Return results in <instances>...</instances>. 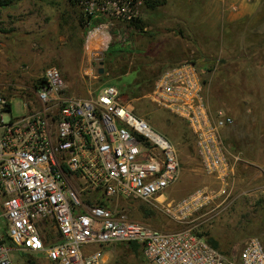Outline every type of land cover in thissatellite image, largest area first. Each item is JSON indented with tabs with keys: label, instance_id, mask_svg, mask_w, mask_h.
Segmentation results:
<instances>
[{
	"label": "built area",
	"instance_id": "built-area-1",
	"mask_svg": "<svg viewBox=\"0 0 264 264\" xmlns=\"http://www.w3.org/2000/svg\"><path fill=\"white\" fill-rule=\"evenodd\" d=\"M141 4L79 2L93 21L127 23L140 18ZM107 27L96 28L87 43ZM203 75L193 62L176 64L163 71L149 95L153 104L187 124L203 172L213 183L178 201L166 199L180 178L175 147L134 114L118 88L78 97L60 70L49 66L41 83L18 95L24 113L9 122L4 113L12 112V99L0 95V219L6 221L0 224V264H15L13 252L40 253L54 264H104L103 247L129 243L142 247L149 264H264L258 237L246 240L233 260L195 226L166 232L100 204L117 198L157 201L183 224L204 210L208 215L225 202L227 207L240 160L230 162L222 132L234 118L210 107Z\"/></svg>",
	"mask_w": 264,
	"mask_h": 264
},
{
	"label": "rangeland",
	"instance_id": "rangeland-1",
	"mask_svg": "<svg viewBox=\"0 0 264 264\" xmlns=\"http://www.w3.org/2000/svg\"><path fill=\"white\" fill-rule=\"evenodd\" d=\"M215 1L167 0L156 9L143 3L139 8L143 32L110 18L107 24L100 18L94 20L99 22L97 26L91 21L82 27L84 10L75 0H24L0 9V95L12 99V112L4 113V120L9 122L24 113V99L18 95L31 90L47 67L56 66L75 96L88 98L103 87L118 88L134 114L173 144L181 165L174 187V193L180 195L176 201L201 186L212 185L187 124L153 104L149 95L166 68L190 61L204 72L206 97L213 110L242 111L250 102L251 112H264V69L256 68L264 61V22L248 21L244 28L235 26L228 35L226 23L215 20ZM100 25L108 26L106 31L87 43ZM239 122L234 118L227 139L236 140L237 147L248 154L252 146L247 142L256 140L264 149V131L248 134ZM223 134L233 155L226 130ZM243 176L250 179L253 174ZM263 187L264 177L248 182L237 174L227 207L225 202L202 219L191 217V224L175 220L157 201L117 198L109 205L118 214L166 232L195 226L196 232L218 241L225 256L237 260L246 240L258 237L264 243ZM5 223L1 218L0 224ZM103 251L104 264H149L143 251L135 253L127 244L106 246ZM12 256L15 264H54L40 253L13 252Z\"/></svg>",
	"mask_w": 264,
	"mask_h": 264
},
{
	"label": "crops",
	"instance_id": "crops-1",
	"mask_svg": "<svg viewBox=\"0 0 264 264\" xmlns=\"http://www.w3.org/2000/svg\"><path fill=\"white\" fill-rule=\"evenodd\" d=\"M261 2L262 0H253L252 2H247L246 0H216L215 1V20L218 21L220 19L221 21H224L226 23V31L229 34L232 33V28L231 26L242 21L245 19H248V21L253 20L256 16L259 15V12L261 11ZM209 4V2H208ZM234 5L238 6V11H233L232 7ZM206 6H208L206 4ZM220 7V9H219ZM221 12V14L219 13ZM209 14L212 15V12H208ZM108 18H103L100 20L101 22H104L103 24H107ZM247 21V22H248ZM101 26V25H100ZM104 26V25H102ZM256 48H259L256 47ZM255 50V47L253 48ZM56 67V66H54ZM256 68L259 69H264V61L259 62L256 64ZM251 99V98H247ZM245 99L244 101H248ZM251 104L248 102L247 105L243 108V110L239 111H234V112H226L229 116L236 118L237 120H240V126L243 127V130L246 131V133H261L264 131V112H251L250 108ZM226 139H227V134L230 131V128H226ZM223 130L222 134L225 132ZM224 136V134H223ZM247 137V135H245ZM228 140V139H227ZM229 141V140H228ZM229 146L232 147L233 150V155L229 153V159L230 162L233 163V159L239 158V163L237 164L236 167V178L237 179V174L243 178V180H247L250 182L251 180H254L257 177H264V149H260L261 146L259 145L258 141L254 140L253 142H250L248 144L249 147L252 146V150L250 154L247 152L245 149H242L241 147H237V141L236 140H230ZM254 151V152H253ZM243 174H249L252 175L253 177L248 179L247 177L243 176ZM180 179V178H179ZM177 183V182H176ZM175 183V184H176ZM171 186L169 188V194L167 192V195L171 197V200L166 198L168 201H175V199L180 196L179 194L174 193V187ZM235 185V184H234ZM180 200V199H179ZM208 210H204L201 214L196 215L195 219L199 220L202 219V217H205L207 215ZM198 225H196L197 227Z\"/></svg>",
	"mask_w": 264,
	"mask_h": 264
},
{
	"label": "trees",
	"instance_id": "trees-1",
	"mask_svg": "<svg viewBox=\"0 0 264 264\" xmlns=\"http://www.w3.org/2000/svg\"><path fill=\"white\" fill-rule=\"evenodd\" d=\"M22 1H24V0H0V9L2 10V9H7V8H10V7H13V6L17 5L18 3L22 2ZM40 1H45V0H40ZM75 2H76L77 4H79L80 0H75ZM143 3H144V5H145V7H147L148 9H156V8H158V7H160V6L166 5L167 0H143ZM91 21L94 22V25H95V26H97V25L99 24V22H95V21H93V19H92L91 17H87L84 13H83L82 17L80 18V23H81L82 27H86L87 25L90 24ZM247 21H248V19L242 20V21H240V22H238V23L232 25L231 27L233 28V27L237 26V27L241 30L242 28L245 27V25L247 24ZM253 21H257V23H263V22H264V3H263L262 10L259 12V15L256 16V17L253 19ZM129 24L132 25L133 27H135L136 29L142 31V32H143V30H144V24H143L141 18H139L138 20H136V21H134V22H132V23H129ZM227 34H228V33H227ZM41 82H42V80L39 79V80L34 84V86H36L37 84H39V83H41ZM263 201H264V199H262L261 203H262ZM259 202H260V201H259ZM87 203H90V201L87 202ZM100 204H102L103 206H107V207L111 208L110 205H109V203L101 202ZM111 209H112V208H111ZM142 210H144V211L146 212L145 208H142ZM146 213H147V212H146ZM182 230H183V229H182ZM179 231H180V230H179ZM197 233H198V232H197ZM199 234H200V235H204V236H206L207 239H208V242H209L214 248H216L217 250H219V242H218V241H216L215 239L209 238L207 234H201V233H199ZM261 241H262V240H261ZM263 244H264V243H263ZM127 245H128V246L131 248V250H132L133 252H135V253H138V254H139V252L142 251V247H141L139 244H137V243H129V244H127ZM102 249H103V248H102ZM219 251H220V250H219ZM220 252H221V251H220ZM221 253H222V252H221ZM222 254H223V253H222ZM223 255H224V254H223ZM233 258H234L233 260H235V257H233ZM231 259H232V258H231Z\"/></svg>",
	"mask_w": 264,
	"mask_h": 264
},
{
	"label": "water",
	"instance_id": "water-1",
	"mask_svg": "<svg viewBox=\"0 0 264 264\" xmlns=\"http://www.w3.org/2000/svg\"><path fill=\"white\" fill-rule=\"evenodd\" d=\"M99 73H100V74H103V70H102V69H100Z\"/></svg>",
	"mask_w": 264,
	"mask_h": 264
}]
</instances>
